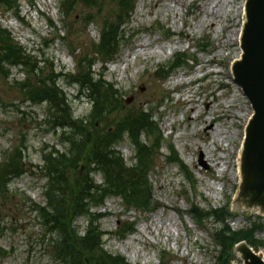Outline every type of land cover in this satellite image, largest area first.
Returning <instances> with one entry per match:
<instances>
[{"label": "rangeland", "instance_id": "1", "mask_svg": "<svg viewBox=\"0 0 264 264\" xmlns=\"http://www.w3.org/2000/svg\"><path fill=\"white\" fill-rule=\"evenodd\" d=\"M62 1L20 0L15 8L19 16L0 7V27L7 29L35 58L55 67V72L75 75L80 61H87L86 57L88 62L93 60L92 71L113 84L120 97V111L111 115L108 124L114 125L129 110L147 109L158 130L149 128L148 138L141 133L140 139L149 145L151 140L161 137L159 155L147 180L151 189L149 206L129 207L122 197L110 194L101 207L91 209L92 217L98 218L104 232V249L112 255H123L131 264H220V247L213 237L220 224L210 216L199 223L189 213L199 207L204 212L230 210L228 222L234 231L262 225L254 232L252 248L264 253V214L242 209L245 206L238 200L243 183L242 171L237 172L242 167L239 151L247 122L254 113L232 69L241 51L243 22L247 17L238 16L236 11L247 0H133L131 12L120 22L123 39L119 51L109 63L102 62L92 45L100 42L103 17L118 15L114 2L98 0L97 7L91 8L78 2L71 16L62 21ZM206 1H213L215 8L209 11L210 17L202 26ZM118 24L117 20L114 26ZM140 42L143 45L137 46ZM125 52L127 67L113 70ZM183 54L190 60L187 58L182 65L170 69ZM11 73L8 80L0 77V166L14 148L24 144L26 148L21 150L25 170L17 177L10 176L7 186L0 189V264H58L48 250L57 234L49 233L38 208L46 205L44 155L67 149L62 142L67 128L49 124L46 104L25 101L14 82H24L26 74L16 69H11ZM178 77L185 81L174 86ZM69 80L61 77L59 85L70 97L75 117L89 116L91 100L81 94L79 84ZM234 95L236 101L226 107L224 102ZM184 97L200 101V111L207 109L205 98L213 101L211 117L226 137L223 144L215 142L213 159L221 155L226 158L220 159L219 166L212 165L208 172L204 170L209 163L194 154L193 147L211 146V138H203L198 119L194 125L188 121L189 106L181 101ZM245 107L251 113L248 120L241 117L240 111ZM116 149L128 167L136 165L137 149L127 133ZM92 177L96 183L104 182L101 172ZM244 200H256L254 192H249ZM88 224L86 216L74 222L81 236ZM131 225L133 228L125 233ZM129 240L124 249L119 247ZM233 255L229 264H244L238 252Z\"/></svg>", "mask_w": 264, "mask_h": 264}, {"label": "trees", "instance_id": "2", "mask_svg": "<svg viewBox=\"0 0 264 264\" xmlns=\"http://www.w3.org/2000/svg\"><path fill=\"white\" fill-rule=\"evenodd\" d=\"M19 1L0 0V7L11 11ZM111 1L116 5L118 15L103 17L104 30L100 42L92 45V50L101 57L103 63L110 62L119 51L123 39L120 22L131 12L133 0ZM78 2L88 8L98 5V0H63L62 21L71 16ZM98 11L101 14V8ZM117 20L119 24L114 26ZM201 48L206 49L205 45ZM180 57L179 62L185 63L187 55ZM86 58V63L79 62V70L75 75L55 72V67L46 66V61L35 58L6 29L0 27V76L7 79L11 68H22L27 79L17 87L24 100L34 105L46 104L49 124L54 128H67L62 135V142L67 144V149L64 152H46L43 158L45 165L42 170L47 178L44 192L46 205L39 207L38 212L49 233L57 234L48 244L49 253L58 264H131L123 255H112L104 249V232L97 223L98 218L92 217L91 209L103 205L110 194L122 197L129 207L149 206L151 189L147 180L159 155L161 137L157 141L151 140L149 145L141 141L140 134L148 138L149 128L157 125L151 111L147 109L129 110L124 117L117 118L114 125L108 124L111 115L120 111L119 93L113 84L104 81L102 75L92 71L93 60L88 62ZM61 77H69L71 84H79L81 94L91 100L92 111L89 116H74L69 97L59 85ZM110 127L113 130H109ZM154 129L158 130L156 126ZM126 133L133 139L137 149L136 165L133 167H128L116 150ZM156 133L159 135L158 131ZM22 147L26 148V145L14 148L6 162L0 166V189L7 186L12 179L10 176L17 177L24 172ZM45 150L47 148L43 153ZM174 154L173 150L172 156ZM178 163L186 169L181 162ZM96 172L104 175L101 184L96 183L92 177ZM226 209L204 212L195 207L191 211L199 223L203 222V217L210 216L220 224L213 233L215 243L220 247L217 258L220 264H229L236 244L246 241L254 247V232L263 228L262 225H258V228L255 225L250 229L234 231L228 222L232 214ZM80 216L89 218L83 236L74 226L75 219ZM132 228V225L127 227L125 233Z\"/></svg>", "mask_w": 264, "mask_h": 264}, {"label": "water", "instance_id": "3", "mask_svg": "<svg viewBox=\"0 0 264 264\" xmlns=\"http://www.w3.org/2000/svg\"><path fill=\"white\" fill-rule=\"evenodd\" d=\"M246 22L244 24L241 60L233 66L235 81L252 104V116L246 131V142L241 158L243 183L238 200L243 206H257L264 213V0H247ZM251 159H249L250 157ZM249 192H254L256 200L245 201ZM240 248L244 264H264V257L258 256L245 242ZM251 249V251H250Z\"/></svg>", "mask_w": 264, "mask_h": 264}, {"label": "bare ground", "instance_id": "4", "mask_svg": "<svg viewBox=\"0 0 264 264\" xmlns=\"http://www.w3.org/2000/svg\"><path fill=\"white\" fill-rule=\"evenodd\" d=\"M175 2H178V0H176ZM206 2H207V4L204 7L205 16L200 20V25H202V26H204V24L206 23V19L210 17L209 11L212 10L213 8H215L213 1H206ZM223 5H224V3H221V6H223ZM236 12H237L236 14L238 16L242 15V14L246 15V13H247L246 4H244L240 8H238ZM244 24H245V21L243 22V27H244ZM211 27H214L213 22L211 23ZM142 45L143 44L140 42L137 46H142ZM127 55H128V52H125V55L123 56V58L117 64L113 65V70H118L119 68H123V66H125L124 68L127 67V64H128ZM135 55H137V53H135ZM242 55H243V51L241 49L239 55L237 56V59L235 60L236 61L235 63H237L239 60H241ZM122 60H123V63H122ZM124 62H125V65H124ZM234 64H233V66H234ZM233 66H232V69H233ZM184 81L185 80L183 78L178 77L173 84H174V86H176V85L183 83ZM181 101H182L183 105L189 106V109L186 113V116L188 118V121L191 123V125L192 124L194 125L195 120L198 119L200 122V126L202 127L201 132H202L203 138L204 139L211 138V140H210L211 146L196 144L193 147L194 154H197L198 156H200L202 158L204 157L206 162L209 163V166H207L206 170H204V171L208 172L212 168V165L219 166L220 165V159L226 158L223 155H221V156H219V159H215V160L213 159L214 158V152H215V148L213 146L215 145V142H218V144H220L221 141H222V144L226 142V137H223V134L220 133V128L216 127V125L213 122V118L211 117V112H212V109L214 108V102L209 100L208 98H205L203 103L207 105V109L204 111H200L199 106L201 103H200V101L196 100L195 98L184 97L183 99H181ZM235 101H236V95H234L230 100L225 101L224 104L226 107H230ZM240 112H241V117H244L246 120H248V118L251 114L250 110L247 107H245L244 110L241 109ZM253 115H254V113H253ZM249 119L251 120V118H249ZM249 122L250 121L248 120L247 126H248ZM247 126H246V131L248 129ZM246 135L247 134L245 132L244 140L241 142V149L239 151V156L241 158H242V153L244 152V148H245ZM220 136H222L223 139H220ZM190 155H192V150L190 152ZM249 159H251V157ZM237 161H239V160H237ZM227 163H228V161L225 162V164H227ZM223 171H226V170L224 169ZM241 171H242V169L240 168V169H238L237 172L240 174ZM232 174H233V172H232ZM236 176H237V174H236ZM209 188L213 189V185L209 184ZM242 209L250 210V211H252V210L260 211V208L257 206H253V207L245 206V207H242ZM124 243L125 244L122 243L119 247L124 249L125 246L128 243H130V240L125 241ZM250 251H251V249H250ZM252 253H254L258 256L264 257V253H262V252H256V251L252 250L251 254ZM238 254L244 260L243 256H241L242 254L240 252V248H238Z\"/></svg>", "mask_w": 264, "mask_h": 264}]
</instances>
